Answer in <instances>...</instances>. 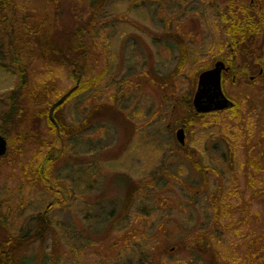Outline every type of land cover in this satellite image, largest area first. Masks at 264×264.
I'll return each mask as SVG.
<instances>
[{
	"label": "rangeland",
	"instance_id": "1",
	"mask_svg": "<svg viewBox=\"0 0 264 264\" xmlns=\"http://www.w3.org/2000/svg\"><path fill=\"white\" fill-rule=\"evenodd\" d=\"M91 1L60 0L57 10L53 0H14L8 19L0 15V117L27 75V119L15 128L0 119L12 133L0 158V212L13 232L31 234L52 205L54 230L25 255L34 264H50L48 254L57 264H264V0H109L87 36L92 73L80 80L106 76L59 110L77 129L62 137L47 111L79 83L71 68L47 62L30 28L51 35L87 20ZM233 22L251 25L239 51L227 33ZM220 61L233 105L186 128L187 99L195 108L200 74ZM64 143L46 164L54 193L30 172L36 154Z\"/></svg>",
	"mask_w": 264,
	"mask_h": 264
},
{
	"label": "trees",
	"instance_id": "2",
	"mask_svg": "<svg viewBox=\"0 0 264 264\" xmlns=\"http://www.w3.org/2000/svg\"><path fill=\"white\" fill-rule=\"evenodd\" d=\"M14 0H0V15L3 14V17L5 19L7 18V10L13 6ZM51 0H48L50 2ZM56 3L57 10L60 6V0H53ZM109 0H93L91 1V7L92 11L87 20L79 19V17H74V21H71L68 23V25L63 24L62 28L60 30L56 31L53 34H43V31L41 29H36L35 27H31V32L38 34L37 37V45L39 50L42 52L43 56L47 59V62L52 64H59L63 66H67L71 68V74L74 78L78 80V87L70 94V96L60 105L56 108L54 112V118L57 121V124L53 123L49 117V110L48 113V119L49 123L53 130H55L56 135L60 133L62 137L64 136H71L77 129L69 126L68 124L63 121L64 119L61 118L58 113L59 110L62 108V106L65 105L66 102L70 101L75 96H79L80 94H83L84 92H88L90 88L101 81L103 78H105L106 74L102 73L96 76H93L82 83L80 80L81 74H86L87 76H90L92 72H90L87 64V59L89 57L90 53V45L87 42V36L90 32H94L97 30V20L99 15L103 11V7L107 5ZM231 7H233V3L230 4ZM249 17V24H252L255 28H258L261 26L260 23H256L253 19H250ZM227 19V17H226ZM251 29V25H245L241 22H233L227 29V33L231 37L232 46L239 51L242 47L245 39L248 38L247 31ZM252 32V31H251ZM248 33V34H251ZM242 50V49H241ZM18 51V49H17ZM244 52V51H242ZM20 54V53H19ZM243 54V53H242ZM244 55V54H243ZM183 59L179 62V68H182L185 66V63L187 62L188 53H186V49H183L182 53ZM245 56V55H244ZM20 57V55H19ZM21 84L20 89L18 91H13L10 95L11 97V109L3 114L0 119L3 121L4 124L7 125V127H18L21 123L22 118H26V113H21L23 110L22 101L24 95L22 93V88H25V83L27 80L26 72L21 70ZM46 92L48 93L49 90L45 87ZM191 96V94H189ZM26 100L29 98L26 96ZM189 98V97H188ZM38 102L42 100V98L38 99ZM21 103V106H19V110H16L18 108V103ZM192 101L187 99L186 104H188V107L192 110V113H188L183 117L182 125L186 128H189L190 126H193L198 119L199 116H203L205 114L198 113L195 108L192 107ZM25 111V108L24 110ZM45 111V110H44ZM190 111V110H189ZM42 112V111H41ZM45 113V112H44ZM27 119V118H26ZM91 122L90 117L85 119L83 121V124ZM59 126V127H58ZM3 129H0V133H2L6 138H8L11 134L10 132H3ZM13 132V131H12ZM8 136V137H7ZM61 138V137H60ZM65 140V139H64ZM65 144L62 148L57 149L55 147L50 148L48 152L45 153L44 156H42L41 152L35 155L36 162L34 163V167H31V170L33 172H30L32 175H34L33 180L39 181L41 183H47L48 190L58 193L61 192V190L56 187L51 179H49V176L51 175V170L46 167V164L53 163L56 159H58V156H60L63 152L62 149L65 148ZM196 155H190V159L192 160L194 166L201 172L204 171V167H202L200 161L196 159ZM1 160V159H0ZM43 161V162H42ZM44 163V164H43ZM259 167V166H258ZM261 169V167H259ZM44 169V173H43ZM50 182H52L53 187L57 190L54 191L50 187ZM136 191V189L134 190ZM134 191L131 195L134 194ZM62 200V199H61ZM59 199L58 204H62L64 202ZM62 202V203H61ZM130 202V201H129ZM128 202V203H129ZM0 205H2L0 203ZM52 205H48L47 208H45L36 219V230L31 234H19L16 232H13L10 228L12 226H9L10 222L12 221L10 217L2 215V212H0V227L5 229L4 237L0 239V264H34V259H30L25 255L32 244L34 240H45L46 236L51 234V232L54 230V225L51 222L49 218V213ZM218 207L219 210L221 207H223L225 210V213H230L229 206L226 204H220ZM220 213V212H219ZM222 213H220L221 215ZM12 225V223H11ZM10 227V228H9ZM58 238L54 239L55 241ZM33 240V241H32ZM135 244L133 241L129 243L128 245ZM146 252V251H145ZM48 258L50 260V264H57L58 259L57 257H54L52 254H48ZM149 261H145L144 264H148ZM36 264V261H35ZM98 264V263H96Z\"/></svg>",
	"mask_w": 264,
	"mask_h": 264
},
{
	"label": "water",
	"instance_id": "3",
	"mask_svg": "<svg viewBox=\"0 0 264 264\" xmlns=\"http://www.w3.org/2000/svg\"><path fill=\"white\" fill-rule=\"evenodd\" d=\"M227 70L226 64L222 61L217 62L215 67L208 69L200 74L198 89L195 93L193 104L198 113H207L211 111H221L233 105V102L225 95L222 86L223 71ZM75 90L71 89L63 95L57 102H55L50 109V119L57 124L54 118V112ZM177 139L181 144H185V129L180 128L177 131ZM8 150L7 138L0 135V157L4 156ZM44 173V169H43ZM50 187L56 191L50 182Z\"/></svg>",
	"mask_w": 264,
	"mask_h": 264
},
{
	"label": "bare ground",
	"instance_id": "4",
	"mask_svg": "<svg viewBox=\"0 0 264 264\" xmlns=\"http://www.w3.org/2000/svg\"><path fill=\"white\" fill-rule=\"evenodd\" d=\"M179 141V140H178ZM180 143V142H179ZM181 144V143H180ZM183 145V144H182ZM1 158V157H0Z\"/></svg>",
	"mask_w": 264,
	"mask_h": 264
}]
</instances>
